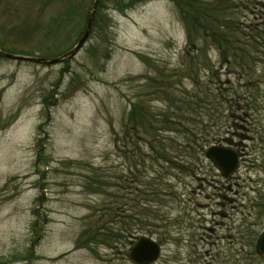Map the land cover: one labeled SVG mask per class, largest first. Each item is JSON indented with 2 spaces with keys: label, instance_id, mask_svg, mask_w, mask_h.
<instances>
[{
  "label": "rangeland",
  "instance_id": "1",
  "mask_svg": "<svg viewBox=\"0 0 264 264\" xmlns=\"http://www.w3.org/2000/svg\"><path fill=\"white\" fill-rule=\"evenodd\" d=\"M76 1L77 14L66 27L57 20L62 25L58 33L49 20L64 10V3L0 0V46L33 50L36 58L72 49L85 31L84 15L93 3ZM104 5L100 27H91L85 43L65 62L0 56V264H130L125 256L140 236L160 244L155 264H169L173 252L183 256L186 251L170 245L168 229H214L219 239L216 234L201 236L207 251L213 242L211 249L222 251L231 244L235 264H264L252 258L250 245L264 229V131L259 129L264 125L263 60L254 61L251 70L247 65H222L214 46L200 35H189L171 0H146L123 11L113 9V0ZM252 17L240 20L260 23ZM35 22L39 25L33 32L18 30ZM194 63L196 69L189 75L187 67ZM154 83L171 89L150 95ZM196 93L197 99L191 100ZM179 97L195 109L191 118L199 127H185L190 136L205 139L202 153L235 124L233 99H254L250 111L245 108L256 122L254 165L241 163L230 185H222L203 154L195 164L187 162L189 172L179 173L171 164L141 162L139 155L148 152L141 142V152L128 140L115 145L132 104L142 102L150 114L159 116L171 112L166 104ZM48 100L55 106L37 136ZM166 135L172 136L159 137L168 140ZM38 137L43 150L35 171ZM38 195L40 202L35 203ZM117 200L119 209L113 204ZM115 209L134 225L133 237L123 236L120 242L97 233L120 227L108 223ZM33 210L41 216L35 231L42 238L30 251ZM89 229H96L94 238L93 232L86 233ZM199 235L196 232L197 239ZM106 242L115 246L107 247Z\"/></svg>",
  "mask_w": 264,
  "mask_h": 264
},
{
  "label": "trees",
  "instance_id": "2",
  "mask_svg": "<svg viewBox=\"0 0 264 264\" xmlns=\"http://www.w3.org/2000/svg\"><path fill=\"white\" fill-rule=\"evenodd\" d=\"M41 6L49 4L51 1H56L58 4L64 3V10L60 12L58 18H50L49 27L56 29L58 33L61 32V23L59 26V21L64 23L66 27V21L73 19V15L78 10L76 9L78 1L76 0H40ZM94 1V0H92ZM110 2V0H98L93 17L91 27L97 29L100 27L99 23L102 20V11L105 8L104 3ZM146 0H127V1H118L113 0V9L118 11L127 10L134 7L139 2H144ZM177 9L178 15L185 28L187 29L189 35L197 34L200 35V39L204 42H208L210 45L214 46L219 53L222 65L226 66H248V70H251L255 67L254 61L260 62L257 60L261 58L264 62V4L260 3L259 0H171ZM264 2V0H263ZM73 3H76L73 6ZM91 9V8H90ZM76 11V12H75ZM256 11V16L253 12ZM234 12V13H233ZM89 11L84 15L87 20ZM253 16L254 20L261 19L260 23L257 25H252L251 23L241 22L240 18H245V16ZM233 16L232 22L225 21L227 17ZM258 17V18H256ZM24 25L26 27H24ZM39 25L38 22L33 23L32 25H26L25 23L19 27V31H23L24 34H28L35 30V26ZM77 26L80 25L77 23ZM56 40V39H55ZM0 51L13 54V55H23L24 57H32V51H24L17 49H5L0 46ZM69 51V50H68ZM68 51L59 52L52 55H42L40 58L43 59H57L63 57ZM253 54V55H252ZM252 64L248 65L249 60L252 61ZM67 59L63 60V62ZM256 62V63H257ZM262 64V63H261ZM264 65V64H263ZM193 66V67H192ZM252 67V68H250ZM250 68V69H249ZM196 69V63L189 65L187 67V72L189 75L192 70ZM246 73L249 72L245 70ZM150 95L154 93L166 94V90L171 89L166 85H158L154 83L151 85ZM198 93L193 97H190L191 100H196ZM55 106L54 102L48 100L47 103H43L42 116L43 121L39 123L36 128L37 136H39V130L47 126L50 121V108ZM167 110H170L169 113H162L159 116L152 115L145 108V104L140 102L139 104H132L131 109L128 114L127 123L123 125V131L119 133V136L114 137L115 145H119L123 140H128V144H143L148 148V152L142 153L139 155L141 162L149 161L156 163L171 164V169L179 173L189 172L190 167L187 162L196 163V160L202 155L201 146H204L205 139L192 137L190 136L191 131L188 127H185V123L190 125H197L191 118V113L195 110H192V102L186 101L185 98L179 97L175 102L168 101L166 104ZM137 114L141 116V119H137ZM45 116V117H44ZM164 133L172 134L166 135L167 139H160L159 134L164 135ZM181 140V141H179ZM117 145V146H118ZM36 154L35 160L33 162V167L37 171L40 157H42L43 147L39 141V137L35 142ZM135 148V147H134ZM136 149L140 150V146L137 145ZM181 149V150H180ZM175 152L173 157L172 152ZM179 153V154H178ZM187 159V160H185ZM135 162H133V165ZM170 169V168H169ZM35 174H37L35 172ZM42 188H40V193ZM40 195L35 199V203L40 202ZM117 201L113 204L117 209L121 208L117 205ZM115 209L114 211L109 212V219H111L109 224H120L116 232L112 229H97V233L102 232L106 239H113V241H121V237H129L133 235L132 230L134 225L128 223V217H121L120 212ZM123 213V212H122ZM33 221H32V240L31 246L29 247L30 251H33L34 247L39 243L42 238V235L35 231L39 224L38 218L41 216L37 213L36 210L32 211ZM105 216V215H104ZM44 221V220H42ZM85 230V229H84ZM96 229L87 230L88 233L93 232L92 238L95 236ZM81 235L79 236V238ZM87 242V241H86ZM107 247H114L115 245H110L106 242Z\"/></svg>",
  "mask_w": 264,
  "mask_h": 264
},
{
  "label": "flooded vegetation",
  "instance_id": "3",
  "mask_svg": "<svg viewBox=\"0 0 264 264\" xmlns=\"http://www.w3.org/2000/svg\"><path fill=\"white\" fill-rule=\"evenodd\" d=\"M241 101L245 105L242 106ZM251 101L254 102V99L253 98H248V99L244 98L242 100H240L238 98L235 99V120L233 121V123H235V124H232L230 127H228L227 132L224 135V138H221L220 140H218L217 142H215L213 144L214 146H223V147H227V148L233 150L235 152L236 157H237V164L235 166V170L233 173L229 174L225 178H223L218 173L220 180L222 181V185H224V183H226V182L228 185L231 184L230 181H231L232 175L237 172L239 165L241 163L245 164L247 166H251V165L253 166L254 165L253 159H252V153H254V143L256 140L255 139L256 122L251 117V115L249 113L245 112L246 107H247V110L250 108ZM252 105H253V103H252ZM248 111H250V109ZM261 128H259V129L264 131V125ZM231 129H232V132H231ZM229 133L231 135L230 137L228 136ZM263 137H264V134H263ZM263 137L258 136V139H261ZM234 139H235V142L233 141ZM250 157H251V160H250ZM227 191H231V188L228 187ZM169 230L170 229H168V231H167V241L169 240L170 245L173 248H175V250L177 252H179L181 249L182 250L185 249V251H186V253L183 254V256H181L178 253L173 252L171 254V260L169 261V264H235V249L232 248L231 244H229L227 247H225L224 251H222V249L219 247L217 249H211V247L214 246V244H215L214 242L209 244L208 251L205 249V246L201 245V243L203 241L201 236H203V235H208V237L214 236L216 234L214 229H183V230L182 229H173L171 232H169ZM174 230H177L178 232L174 234L173 233ZM185 231L187 232V234L188 233L189 234L185 235V233H184ZM192 231H193V233H192ZM198 231H199L200 237L197 239L196 238V232H198ZM263 231H264V229H263ZM180 233H183L182 238H178L177 236H175V235L180 234ZM248 234L254 236L253 231H251ZM186 236L188 239L191 238L188 243L186 241H184ZM259 236H257L255 238L256 242L252 241L250 243V245L254 249V252L252 254V258H256L258 260H261V262L262 261L264 262V259L260 258V256H258L256 254V247H257V241H258ZM131 237H133V235L129 236L128 238H131ZM148 237H150V236H148ZM215 237H216V239H219L217 234ZM220 237H223V236H220ZM138 238L133 239V242L135 240H137ZM125 239L126 238H124V240ZM177 242H179V243H177ZM253 242H254V244H253ZM159 246H160V244H159ZM241 249H243V248H241ZM225 251H227L228 253H225ZM128 252H129V250H128ZM128 252H127L125 257L127 258V261L129 262ZM159 258H160V256H159ZM158 259L156 260V262L158 261ZM156 262H154L152 264H155ZM250 263H252V260L250 261Z\"/></svg>",
  "mask_w": 264,
  "mask_h": 264
},
{
  "label": "water",
  "instance_id": "4",
  "mask_svg": "<svg viewBox=\"0 0 264 264\" xmlns=\"http://www.w3.org/2000/svg\"><path fill=\"white\" fill-rule=\"evenodd\" d=\"M97 2L98 0H94L92 3L83 35L77 41L75 46L63 57L57 59H42L36 57L16 56L2 51H0V56L12 60H24L36 63H55L70 57L80 49L89 34ZM205 156L211 161L212 165L222 174L223 177H226L229 173L233 172L237 164V157L235 153L232 150L223 147H211L206 151ZM159 253L160 248L154 241L146 237H141L129 250L128 259L133 264H151L157 260ZM256 253L264 259V231L258 238Z\"/></svg>",
  "mask_w": 264,
  "mask_h": 264
}]
</instances>
